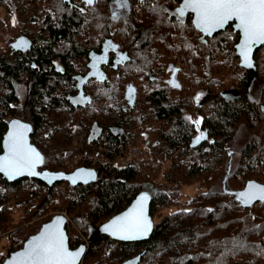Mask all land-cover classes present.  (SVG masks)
I'll list each match as a JSON object with an SVG mask.
<instances>
[{
  "label": "trees",
  "instance_id": "16d2710c",
  "mask_svg": "<svg viewBox=\"0 0 264 264\" xmlns=\"http://www.w3.org/2000/svg\"><path fill=\"white\" fill-rule=\"evenodd\" d=\"M37 3L45 10L40 6L35 17ZM112 3L0 0L12 15V33L21 28L37 44L27 53L11 45L0 51V154L9 123L20 120L32 127V143L44 156L40 170L87 167L98 174L95 183L78 187L9 183L0 175L1 262L52 216L36 219L60 206L70 218V247L87 245L82 264H124L138 256V264H264V202L243 208L237 201L247 181L264 184V48L244 85L228 30L203 37L191 15H177L179 1L128 0L118 19ZM104 50V76L84 77L86 63ZM180 56L184 69L176 65ZM78 64L81 75L73 73ZM257 91L261 104L251 98ZM98 128L102 133H89ZM243 131L248 137L240 143ZM122 147L144 149L147 158L111 163ZM98 151L108 164L83 158L67 168V160ZM195 179L204 190L182 204L183 186ZM24 189L29 198L19 199ZM64 190L72 200L58 201ZM141 192L152 198L151 237L130 243L105 234L102 226ZM14 206L24 209L19 219Z\"/></svg>",
  "mask_w": 264,
  "mask_h": 264
},
{
  "label": "snow or ice",
  "instance_id": "6c2138e0",
  "mask_svg": "<svg viewBox=\"0 0 264 264\" xmlns=\"http://www.w3.org/2000/svg\"><path fill=\"white\" fill-rule=\"evenodd\" d=\"M92 2L93 0H86L89 5ZM127 6L128 0H113L112 17L120 18ZM176 11L180 17L187 11L193 12L196 16V27L205 34H211L234 21V28L242 35L241 51L248 66H251L248 63L251 47L264 44V0H183V6ZM196 126L199 127V121ZM14 128L16 130L8 137V154L0 157V173L9 177H16L25 172L36 175L34 170L42 162V158L35 149L28 146L24 137V126L16 124ZM203 138L205 137L201 133L197 143ZM239 196L245 203L257 199L264 200V188L240 193ZM148 199L147 194L142 195L128 213L114 219L105 226L104 231L121 239L146 237L152 228L145 214V202ZM59 223L60 220L57 221L56 227L46 226L38 236L29 240L26 249L14 258L12 264H75L80 252H72L66 247L64 235L58 227Z\"/></svg>",
  "mask_w": 264,
  "mask_h": 264
},
{
  "label": "water",
  "instance_id": "95a60500",
  "mask_svg": "<svg viewBox=\"0 0 264 264\" xmlns=\"http://www.w3.org/2000/svg\"><path fill=\"white\" fill-rule=\"evenodd\" d=\"M140 2H145V1H148V0H138ZM175 1V0H173ZM180 4L178 6L177 9H179L180 7L183 6V0H180ZM188 15H191L192 16V24L195 28V30L197 32H199L200 34H202L203 37H208V38H212L214 37L216 34L220 33V32H223V31H226V29L229 27L230 24L233 23V29H234V32L235 33H240L239 30L235 29L234 28V21H230L228 24H226L223 28L221 29H216L214 30L211 34H205L204 32H202L200 29H198L196 27V16L193 12L191 11H187L185 13V15L183 17H186ZM243 43V40H242V35L240 33V41L238 42V44L236 45V54L237 56L240 58L241 60V66L245 67L246 69H251L254 65V54L256 52V50L258 48H260L261 46H263L264 44H255L251 47V49L249 50L248 52V56H249V64L251 66H248L247 64H245L244 62V58H243V54H242V51H241V45ZM126 53L123 54L122 56V59L123 60H126ZM23 125L24 126V137H25V140L28 144L29 147L33 148L36 150V152H38L40 154V157L42 158V162L39 163L37 165V167L35 168V173L36 175H32L28 172H25L24 174L22 175H19V176H16V177H9L7 176L6 174L4 173H0V175L6 180L8 181L9 183H15L19 180H23V179H31V180H38L44 184H46L47 186L49 187H53L55 186L57 183H68L71 187H78V186H87V185H90V184H93L96 182L97 180V177H98V174L96 172V170L94 168H87V167H80V168H77L75 169L73 172L71 173H66V172H55V171H50V170H47V169H43V170H40V168L42 167L43 163H44V156L43 154L36 148V146L32 143V140H31V135H32V127L29 125V124H26L20 120H12L9 125H8V129H7V132L5 133L4 135V138H3V142H2V153L0 154V157H4L6 156L8 153H7V149H8V137H9V134L13 131H15L16 129L14 128V125ZM88 173H91L92 175L89 176L87 175ZM79 174V176H78ZM261 188H264V184H261L255 180H250L246 183V185L244 186V188L242 190H240L238 193H237V201L239 202V204L241 205V207L243 208H251L253 205H255L256 203H259V202H264V200H254V201H250V202H243L241 201L240 199V196L239 194L240 193H245V192H249V191H257L258 189H261ZM147 193L145 192H141L140 194H138L135 199L131 202V204L125 209L123 210L122 212L114 215L113 217H111L110 219H108V221L102 226V231L107 234L108 236H110L112 239L114 240H117V241H120V242H130V243H137V242H143V241H147L152 233H153V230H154V221H153V218L151 216V203H152V198L148 195L149 199L145 202V214L148 218V220L150 221L151 225H152V228L150 230V232L148 233V235L144 238H140V239H121L119 238L118 236H114L112 235L110 232H106L104 231V228L106 225L110 224L114 219H117L118 217H122L124 216L126 213L129 212L130 209H132L137 201L139 200V198L142 196V195H145ZM60 220V223L58 225L59 229L61 230V232L63 233L64 235V238H65V245L66 247L72 251V252H80V255L78 256V258L76 259L75 261V264H82L83 260H84V257L85 255L87 254L88 252V249H87V245L86 244H82L80 245L79 247L73 249L70 247V237H69V234H68V228H67V225H68V219L62 215V214H55L49 221L45 222L42 224L41 228L38 230V232L32 236H30L24 243L23 247L20 248L19 250L15 251V252H12L10 254L7 255V257L4 259V261L2 262V264H12L13 260L15 257L18 256L19 253L23 252L27 245H28V242L29 240H31L33 237H36L38 236L44 229L46 226H53V227H56L57 226V221ZM82 250V251H81ZM141 259V256H138L137 258H134V259H131L127 262H125L124 264H138L139 261Z\"/></svg>",
  "mask_w": 264,
  "mask_h": 264
},
{
  "label": "flooded vegetation",
  "instance_id": "af4514ba",
  "mask_svg": "<svg viewBox=\"0 0 264 264\" xmlns=\"http://www.w3.org/2000/svg\"><path fill=\"white\" fill-rule=\"evenodd\" d=\"M81 0H69V2L71 4H78L80 3ZM84 1V4H87L86 3V0H82ZM95 0H93V3H94ZM138 1V0H137ZM173 1V0H172ZM175 1H179V4H180V0H175ZM140 2V1H139ZM169 0H166V3H168ZM178 4V6H179ZM40 6H43L44 7V10H45V4L44 3H37V5L34 6V16L37 17V13L38 12H41L43 9L40 7ZM2 8L7 12L8 14V9H7V4H4L2 5ZM178 8V7H177ZM10 12V11H9ZM33 16H29L27 15L26 16V19H30L32 18ZM11 29V28H10ZM228 30L229 33H232L236 39V44H235V48H236V45L238 44V42L240 41V33H235L234 32V29H233V23L229 25V27L226 29V31ZM19 32L17 33H20L18 35V37H16L15 39V47H13L15 50H17L18 52H21V53H27L28 51H30L32 48H34L35 45V40L33 38L31 39H28L26 38L22 32H21V28L18 29ZM37 35H39V33H36ZM233 37V36H232ZM17 45H20V46H17ZM261 48H264V45L261 46L260 48H258L256 50V52L258 50H260ZM255 52V53H256ZM235 53H236V49H235ZM106 54V50H104V53L101 54V55H98V56H93L91 57V60L86 63V67L88 68L87 72L86 73H83V76L85 77L87 75V77H97V76H104V71H103V64L105 63L104 61V55ZM237 56V54H236ZM100 57H103V59H100ZM238 60L240 61V66H241V60L240 58L237 56ZM254 63H255V54H254ZM176 65L177 67H180V68H186L187 67V62L185 61V57L183 56H180L178 59H177V62H176ZM60 68V66H59ZM254 69V65L251 69H246L245 67L241 66V70H242V74H243V82H244V85H247V75H248V72H252V70ZM82 70H81V66L78 64L76 66H74V71L73 73H78L77 75H81L82 73ZM223 74H224V82L227 84V85H230L231 84V81H232V78H231V72L228 70V68L224 69L223 71ZM250 74V73H249ZM176 80V79H175ZM174 80V81H175ZM251 82V79L249 80V83ZM225 97L227 99H230V95L229 93H227L225 95ZM80 98V97H79ZM252 100H255V101H258L259 104H261V100H262V95L260 94L259 91L255 92L253 94V96L251 97ZM199 100H200V96L197 94V97H196V101H195V104L198 105L199 103ZM208 107L209 105L208 104H205L203 107H202V110H203V113L205 114H209V111H208ZM198 107L196 106L195 110H197ZM96 132L98 133H102V128H98V130H90V134L91 135H95ZM248 182V181H247ZM246 182V183H247ZM246 183L244 184V186L246 185Z\"/></svg>",
  "mask_w": 264,
  "mask_h": 264
},
{
  "label": "rangeland",
  "instance_id": "374dc122",
  "mask_svg": "<svg viewBox=\"0 0 264 264\" xmlns=\"http://www.w3.org/2000/svg\"><path fill=\"white\" fill-rule=\"evenodd\" d=\"M12 16V15H11ZM11 16L9 14H7V12L2 8V6H0V51L4 52V51H8L9 50V45L15 47V39L16 37H18V35L20 33H16V34H13L10 29V24H11ZM243 131L242 135L240 137H238V139L240 140V143H244L245 140L247 139L248 137V133ZM79 140H75L71 147H75L78 145V142ZM241 148V147H240ZM144 150V149H143ZM145 151V150H144ZM84 153V152H83ZM82 153V154H83ZM82 154H79L69 160L66 161V166H67V163L70 162V161H73L75 158H77L78 156L82 155ZM145 154L146 156L142 159H140L139 161L141 160H144L147 158V152L145 151ZM83 158L80 159V162ZM80 164V163H79ZM68 168V166H67ZM204 188L201 186V184L195 179V182H193L192 184L190 185H185L183 186V189L181 190V202L183 204V202L185 201H189L192 197H194L195 195H197L199 192L203 191ZM18 198L21 199V198H25L27 199V194H26V189L24 190H20L19 193L17 194ZM16 197V196H15ZM29 198V197H28ZM63 199H69V200H72L73 199V193L71 191H62L60 196L58 197V201L59 200H63ZM24 209L21 207V206H14L13 207V215L16 219H19L18 216L22 213ZM173 210V207L172 208H169L168 210H164V212H171ZM67 214L68 216V213L66 210H62L60 209V206L52 209V210H49L48 212L44 213V215H42L40 218L41 220H35V221H45L47 217L49 216H54L55 214H60V213H65ZM68 230L70 231V228L67 227ZM74 230V227L71 228V231ZM3 246H4V242L3 240L0 241V261H1V258L3 257L2 255L5 254V250H3Z\"/></svg>",
  "mask_w": 264,
  "mask_h": 264
},
{
  "label": "built area",
  "instance_id": "2783aa9c",
  "mask_svg": "<svg viewBox=\"0 0 264 264\" xmlns=\"http://www.w3.org/2000/svg\"><path fill=\"white\" fill-rule=\"evenodd\" d=\"M146 156L145 151L141 148L132 147L130 149H124L123 147L119 151L117 155L113 159H111V163H119V162H132V161H139L140 159L144 158ZM81 158H87L89 161H91L94 165L96 164H108L110 161L107 159L106 155L102 153L101 151L94 152V153H87L84 152L82 155L75 158L73 161H70L67 163L68 169L73 170L76 168ZM64 215L68 221L70 222V218L65 213H60ZM68 222V223H69ZM0 264L2 262L0 261Z\"/></svg>",
  "mask_w": 264,
  "mask_h": 264
}]
</instances>
